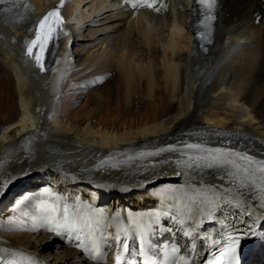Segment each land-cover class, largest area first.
Here are the masks:
<instances>
[{
    "label": "bare ground",
    "instance_id": "1",
    "mask_svg": "<svg viewBox=\"0 0 264 264\" xmlns=\"http://www.w3.org/2000/svg\"><path fill=\"white\" fill-rule=\"evenodd\" d=\"M60 1L0 6V178L8 185L0 192V219L11 215L17 189L46 182L73 200L99 204L107 225L95 220L84 228L83 251L75 246V233L66 238L63 228L52 231L41 217L19 218L2 227L0 255L4 249L19 251L43 264H117V254L123 264H182L183 255L204 264L211 257L202 237L219 238L239 220L258 227L257 217H264L258 165L250 166V174L232 156L234 165L190 168L181 152L147 159L140 153L199 143L264 161V0H217L205 42L196 36L195 0H171V12L157 13L132 11L121 0H63L59 7ZM57 7L66 34L49 49L48 70L41 72L26 42ZM72 36L101 46L74 71L68 65ZM113 71L116 99L110 81H96ZM75 82L82 87L70 86ZM58 98L64 103L60 110ZM83 98L72 115L76 105L69 100ZM153 104L158 114L151 113ZM143 108L149 116L126 123L129 112ZM65 120L79 128L68 129ZM153 161L160 163L152 168ZM69 217L83 226L75 206ZM117 234L129 243L127 252L112 239ZM240 260L264 264V239L242 240Z\"/></svg>",
    "mask_w": 264,
    "mask_h": 264
},
{
    "label": "snow or ice",
    "instance_id": "2",
    "mask_svg": "<svg viewBox=\"0 0 264 264\" xmlns=\"http://www.w3.org/2000/svg\"><path fill=\"white\" fill-rule=\"evenodd\" d=\"M126 2L131 3L132 8H137L140 5L155 7L153 4H145V0H126ZM199 5H204L209 12L212 11L215 0H197ZM11 3V7L19 9L21 7L20 0H0V6ZM63 6V0H61V5ZM59 7L54 8L52 11H49L43 19L39 20L38 25L35 30V38L27 41V55L36 63L37 67L41 72H45L48 69L46 68V60L53 55L49 51L50 48L56 47V41L60 38L61 35L66 34L64 30V19L61 16ZM10 9L8 7L3 8V12H8ZM157 11L159 9L157 8ZM212 17L207 16L205 19H211ZM201 38L203 34L201 33ZM195 151V155L192 153ZM165 152H181L183 158L187 161L185 167L190 168H211L213 166L225 167L228 165H234V162L230 157L235 156L238 160L245 162L249 167L244 168V171L249 172L250 174L255 171L250 166L255 164L259 166V171L264 174V161H255L251 155H241L238 152H232L226 149L219 147L216 148H206L199 143H186L182 145H167L166 147H160L153 152L140 153V157L147 159V157H158ZM200 153H203L201 155ZM165 160H168V157H164ZM160 161H153L150 163L152 168H155L159 165ZM162 174V173H161ZM155 175V173H154ZM182 175V173H181ZM147 179H151L148 177ZM8 187L7 183L0 178V192L5 190ZM190 187L195 188V185ZM199 191V189H196ZM167 192H176L177 189H166ZM261 207L264 208V195L261 196ZM41 209H45L44 204L39 205ZM47 210L52 214L50 217V223L53 224L51 228L52 231L57 230V226L63 228L66 238L67 235L75 233L73 240L76 242L75 246L77 248L86 251V246L81 239V232L84 231V228H90L91 224L88 221H85L83 226L78 222L77 219H70L69 210L64 209L62 222L56 220L57 208L54 206H47ZM248 216H251L252 213L248 212ZM206 219L212 220L213 217L211 214L206 216ZM261 221L258 227H255L253 224L248 223L245 220H239L238 223L233 222L230 229L228 225H225L227 231L219 233V238L213 239L211 236H204L202 239L208 241L206 248L208 256L204 261V264H240V245L241 241L245 239L260 238L264 239V217H257ZM165 227H168L165 225ZM171 232V229H169ZM184 236H188V233H184ZM116 241V246L121 248L124 252L129 250V243L125 239L121 242L119 234L115 237H112ZM196 244H192V250L195 251ZM4 254L0 255V264H43L39 258L32 256L31 254H26L19 251H9L8 249L3 250ZM173 252H179L178 248H173ZM182 264H192L185 256L181 255L179 257ZM115 261L117 264H123L122 257L120 254L115 256ZM87 264V261L85 262Z\"/></svg>",
    "mask_w": 264,
    "mask_h": 264
},
{
    "label": "rangeland",
    "instance_id": "3",
    "mask_svg": "<svg viewBox=\"0 0 264 264\" xmlns=\"http://www.w3.org/2000/svg\"><path fill=\"white\" fill-rule=\"evenodd\" d=\"M75 36H72L71 41L69 42V46H68V51H69V58L71 59L70 62H68V65L70 64L71 66V70H79L84 64L85 61H87V59L89 60L90 57L92 58V56H97V54H99L101 51V46L100 43L96 42L95 40L92 39H88V38H79V39H75ZM75 41V42H74ZM71 43V44H70ZM100 51V52H99ZM115 74V75H114ZM116 76V72L113 71V73L110 74V72L108 74H101L98 75L97 77V82L100 83L102 86L106 85V81H110V85L113 87L112 90V95L113 97L116 99V94L115 92L117 91V83L113 80L114 77ZM103 77V78H101ZM109 79V80H108ZM95 81V82H96ZM105 83V84H104ZM70 86L76 88V89H80V87H82V84L80 82H75L73 84H70ZM141 88V87H140ZM72 90V89H71ZM140 90V89H139ZM68 93H77L75 92V89H73L72 91H67ZM57 103H55V108L60 110L61 107H63V104L61 102V99L58 98ZM69 104H74L76 105V108L73 111V114L75 116L76 112L79 111V109L81 108V106H83L85 104L84 98L82 100H80L79 102L74 101L73 99L69 100ZM146 102L145 98H143L141 100V103L144 104ZM151 113L153 114H158L160 112L158 106H156L155 104H153V108L150 110ZM141 114V115H140ZM140 114H136V113H132L129 112V118H126V123L129 122H136L141 120V118L143 116H149V109H142ZM8 119V114H5L2 116L1 122H4ZM119 119V118H117ZM67 120H65L64 122L67 124L66 126L68 127V129L70 128L72 131H76L79 126L76 125L75 123H73L72 121L70 122H66ZM111 122H114V118H112L110 120ZM58 191V190H57ZM52 187L50 184L48 183H39V184H35L33 186H29V187H21L20 189H17L14 192V195L11 199V202L9 205L13 206L16 212H22L24 210H26L25 208H27V205H30L32 207H34L35 205H38V209L40 211H42V209L39 207V205L44 204L45 206H54L57 208V214L56 217H58L60 215V213L62 214L61 211H64L62 209H69L70 206H75L76 208V214L77 217L83 221V223L85 221H88L89 223L91 222V218H95L97 219V216L100 217H105V213L107 212L105 209L99 211L102 207H100L99 204L94 205L90 202H87L85 200H73V198H71L69 196V194L67 192H61L59 191L58 195H55ZM61 194V195H60ZM94 205V206H93ZM100 208V209H98ZM48 211V210H47ZM48 214L51 216L52 214L50 213V211H48ZM59 219V217H58ZM57 219V220H58ZM102 219L96 220V221H100V222H104V225H107L105 222V220L101 221Z\"/></svg>",
    "mask_w": 264,
    "mask_h": 264
}]
</instances>
